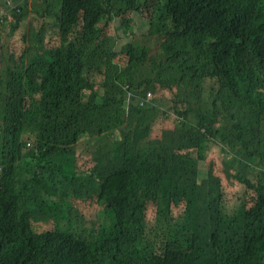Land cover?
Returning <instances> with one entry per match:
<instances>
[{
	"label": "trees",
	"instance_id": "16d2710c",
	"mask_svg": "<svg viewBox=\"0 0 264 264\" xmlns=\"http://www.w3.org/2000/svg\"><path fill=\"white\" fill-rule=\"evenodd\" d=\"M13 1L0 264H264V0Z\"/></svg>",
	"mask_w": 264,
	"mask_h": 264
},
{
	"label": "rangeland",
	"instance_id": "374dc122",
	"mask_svg": "<svg viewBox=\"0 0 264 264\" xmlns=\"http://www.w3.org/2000/svg\"><path fill=\"white\" fill-rule=\"evenodd\" d=\"M13 2V0H11ZM8 0H0V13L2 11H6V14L4 15V21L0 25V33L3 32V29L5 28L3 24H6V28L10 29V23L13 21L11 12L8 11V6H7ZM32 2L33 0H28L29 4V9L32 8ZM32 16H30L28 19L24 21V26L22 25L21 29L18 30L16 33H14L13 38L21 39L24 34L27 33L28 30V24L31 22ZM134 24L132 25V30L128 31L127 33H123L121 29L118 28L119 23L115 21L113 24V28L115 30V34L117 37V43H116V51L119 52L122 47L130 42H143V38L148 35V23L144 21L140 15L135 14L133 16ZM29 36L33 35V32L28 31ZM21 44V43H20ZM141 50V47L139 48ZM140 52V51H139ZM97 80V88L99 89L101 87V81L102 78L99 77L98 75L95 76ZM149 93L152 94V97L154 98V95L159 94L160 97L162 96H168L169 92L164 90V89H158L156 93H153L152 91H149ZM160 127H161V122L156 121L153 127V133L154 136L160 133ZM165 127L167 128H173L174 123L173 119H170V121H166ZM152 133V134H153ZM167 134H172L171 130L167 132ZM213 146L209 149V157H217L218 155L221 154V149L218 145L212 144ZM203 167V166H202ZM201 167V168H202ZM204 168V167H203ZM101 224V218L97 215H83L82 218L76 219L73 224H70L69 228L72 232L82 236L83 238L87 240H92L96 237L99 227ZM50 228H54L52 225Z\"/></svg>",
	"mask_w": 264,
	"mask_h": 264
},
{
	"label": "built area",
	"instance_id": "2783aa9c",
	"mask_svg": "<svg viewBox=\"0 0 264 264\" xmlns=\"http://www.w3.org/2000/svg\"><path fill=\"white\" fill-rule=\"evenodd\" d=\"M7 6H8V11H13V10H17V12H19V7L16 3L12 2L11 0H8L7 2ZM6 14V11H3L0 13V24L4 21V15Z\"/></svg>",
	"mask_w": 264,
	"mask_h": 264
},
{
	"label": "clouds",
	"instance_id": "9594fccd",
	"mask_svg": "<svg viewBox=\"0 0 264 264\" xmlns=\"http://www.w3.org/2000/svg\"><path fill=\"white\" fill-rule=\"evenodd\" d=\"M14 2V1H13ZM3 12V11H2Z\"/></svg>",
	"mask_w": 264,
	"mask_h": 264
}]
</instances>
